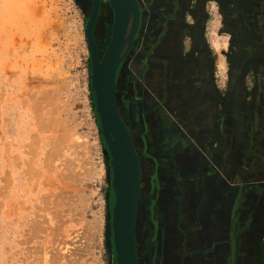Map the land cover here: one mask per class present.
I'll return each instance as SVG.
<instances>
[{"label": "flooded vegetation", "instance_id": "af4514ba", "mask_svg": "<svg viewBox=\"0 0 264 264\" xmlns=\"http://www.w3.org/2000/svg\"><path fill=\"white\" fill-rule=\"evenodd\" d=\"M133 1L136 23L114 74V101L119 115L116 94L124 83V91L119 92L128 97L130 118L143 121L145 157L154 172V179L147 178L144 188L149 218L143 256L137 254L135 239L136 200V264H162L168 234L177 245V264H190V259L197 264L198 243L205 235L196 212L201 200L194 197L199 185L191 177L183 183L168 150L174 144L185 150L186 156L193 157L197 149V165L217 180L212 204L220 214L211 215L208 264H264V0ZM83 3L86 23L91 3ZM212 9L223 22L222 34L230 47L222 91L216 84L221 82L206 39ZM112 20L108 0H99L92 26L98 59L110 39ZM132 20L129 14L125 35ZM142 170L139 165L137 198ZM197 170L190 165L191 176ZM170 197L173 205H167ZM162 200L166 201L163 209L171 208L168 217L161 215ZM186 206L188 210L183 208ZM168 228L170 233H166Z\"/></svg>", "mask_w": 264, "mask_h": 264}, {"label": "rangeland", "instance_id": "374dc122", "mask_svg": "<svg viewBox=\"0 0 264 264\" xmlns=\"http://www.w3.org/2000/svg\"><path fill=\"white\" fill-rule=\"evenodd\" d=\"M209 14L206 39L222 91L229 41L218 13ZM86 16L83 0H0V264H114L106 155L88 89ZM119 91L118 112L143 167L134 230L143 256L144 188L154 172L143 121L130 118Z\"/></svg>", "mask_w": 264, "mask_h": 264}, {"label": "water", "instance_id": "95a60500", "mask_svg": "<svg viewBox=\"0 0 264 264\" xmlns=\"http://www.w3.org/2000/svg\"><path fill=\"white\" fill-rule=\"evenodd\" d=\"M90 3L83 34L89 56L88 89L92 96L93 111L97 115L98 134L104 145L112 198L107 217L108 236L114 264H136L133 228L139 163L114 101V74L131 43L136 23V5L133 0H108L113 12L111 35L102 56L98 59L92 39V26L99 0H90ZM129 14H132L133 20L125 35ZM125 43V51L121 54Z\"/></svg>", "mask_w": 264, "mask_h": 264}, {"label": "crops", "instance_id": "0c3cea01", "mask_svg": "<svg viewBox=\"0 0 264 264\" xmlns=\"http://www.w3.org/2000/svg\"><path fill=\"white\" fill-rule=\"evenodd\" d=\"M164 127H166V125ZM200 130H204V129H200ZM169 133H170V131H168V134ZM168 150H169V153L174 157L173 162L175 163L177 173H181V175H183L182 176L183 177L182 180L184 179L183 183L187 184L188 183L187 179L191 177L192 179H194L193 182L196 185H199V187H197L198 191L194 197H195V199H198L199 201L201 200L196 212L198 215L201 216L200 228L204 229L205 235H203L204 240L201 239L203 241L198 243L199 251H198V257H196V259H197V264H208L207 258H209L211 255L210 251L207 248L208 240H209V238H208L209 233L208 232L210 231V227H211V215H214L217 217L220 214L219 213L220 211L214 210V208H213L214 204H212V201L215 200V196H216V190L213 189V187H214L213 183L214 182L216 183L217 180L215 179V176L212 175L211 172L201 170V168H202L201 165H197V160L195 161V159L197 156L200 155V153H199V151H197V149L194 148V150L192 152L193 157L192 156H186L184 153L185 150H183L181 147L177 146L176 144L169 146ZM191 159H193L194 161ZM192 161H193V163H192ZM190 165L192 166L194 171H196L197 167H199L194 176H191L189 173ZM219 184L221 186H224L225 183L223 181H220ZM170 195H171V193H170ZM169 201L170 202L167 203V205H170L171 202H172V205L174 204L172 198ZM162 202H164V203L162 204V207H161V209H162L161 215L168 217L169 214L171 215V208L163 209L164 206L166 205V201L162 200ZM187 206L183 207V208H186L188 210L189 207L187 208ZM158 209H159V207H158ZM183 212L187 213L185 211H183ZM170 231H171L170 228L166 229V233L167 232L170 233ZM174 244L175 243H173V241L171 240V238L169 237V234H168V238L166 239L165 251H164L165 255L162 259V264H177L178 263V259L180 258V256L175 255L174 250H175V246L177 247V245H174ZM192 262H193V259H190L189 261H187V263H190V264H192Z\"/></svg>", "mask_w": 264, "mask_h": 264}]
</instances>
